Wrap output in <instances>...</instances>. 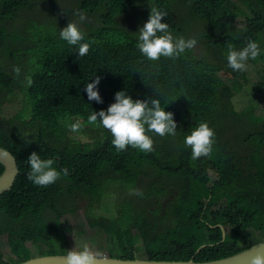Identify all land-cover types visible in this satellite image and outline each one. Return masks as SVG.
<instances>
[{
    "label": "trees",
    "instance_id": "1",
    "mask_svg": "<svg viewBox=\"0 0 264 264\" xmlns=\"http://www.w3.org/2000/svg\"><path fill=\"white\" fill-rule=\"evenodd\" d=\"M154 2L167 11L174 35L197 41L179 57L148 61L137 49L135 32L148 19V0H0V21L8 24L0 26V91L13 97L23 89L27 102L11 113L0 99V147L19 168L12 190L0 195V264L64 254L69 240L61 219L76 211L78 198L88 204L90 224L106 236L101 256L138 259L140 241L146 260L209 262L264 242V116L257 115L264 54L245 71L226 61L229 45L252 39L264 49V0ZM80 11L83 22L74 15ZM67 20L78 22L90 44L83 57L59 38ZM95 74L102 77V104L83 92ZM122 89L133 99L156 94L174 113L177 134L149 133L151 152L116 151L110 133L88 124L87 115L106 109ZM239 97L243 112L234 105ZM76 118L78 134L66 126ZM201 121L213 129L215 143L209 156L192 160L183 138ZM34 151L69 175L34 185L27 179ZM63 203L73 206L66 210Z\"/></svg>",
    "mask_w": 264,
    "mask_h": 264
},
{
    "label": "clouds",
    "instance_id": "2",
    "mask_svg": "<svg viewBox=\"0 0 264 264\" xmlns=\"http://www.w3.org/2000/svg\"><path fill=\"white\" fill-rule=\"evenodd\" d=\"M148 5L150 9L148 19L135 32L137 34L136 47L146 60L158 61L162 57L176 58L197 43L194 38L186 39L183 36L174 35L169 23L164 19L168 16L167 11L157 7L154 0H148ZM74 15L78 16L80 22L86 19L83 11L74 13ZM59 38L68 45L76 46L78 57L85 56L89 51L90 44L85 40V34L76 20L68 21L66 26L59 28ZM262 54H264V49L252 39H248L239 48L229 45L226 52L227 66L233 71H245L249 61ZM16 71L19 72L20 69L17 68ZM101 79V76L95 74L94 78L84 83L83 92L89 102L103 103L99 91ZM32 82L31 76L26 77L28 86H31ZM15 92L16 95L19 93L20 107L26 106L25 91L18 89ZM165 109L166 107H162L161 100L156 94L155 98L145 96L143 99H133L127 89H122L115 92L114 101L106 109L92 110L87 115V123L107 130L111 135V144L118 152L126 150L129 146L142 152H151L153 151V138L149 133L159 136H175L178 132L174 113ZM7 115L10 117L8 111ZM66 126L72 133L78 134L82 127L81 119L76 118ZM214 143V131L204 121L192 127L183 138V144L190 147L192 160L209 156ZM27 165L29 169L27 179L38 186L53 184L61 175H69L67 167L58 169L55 166V159L43 158L35 151L28 156ZM98 255L87 243H83L78 250L76 248L68 250L63 259L65 264H96ZM251 264H264V255L258 254L252 257Z\"/></svg>",
    "mask_w": 264,
    "mask_h": 264
},
{
    "label": "rangeland",
    "instance_id": "3",
    "mask_svg": "<svg viewBox=\"0 0 264 264\" xmlns=\"http://www.w3.org/2000/svg\"><path fill=\"white\" fill-rule=\"evenodd\" d=\"M54 1V0H52ZM63 1V0H62ZM52 7V6H51ZM65 7V4L62 3L61 9L63 10V8ZM43 8V7H41ZM137 10V9H136ZM138 11V10H137ZM144 11H149L148 7L144 10ZM38 19L41 22L45 21V18L43 16H38ZM62 20H64V17H58L56 19V24L57 25H61ZM68 21H72V20H67L65 22V25L68 23ZM146 21V19H141L139 22V26L142 25L144 22ZM87 22H94V18H88ZM8 26V24H6V22L4 21H0V26ZM14 26L13 22L12 24H9V27ZM62 26V27H64ZM121 26H124V24H121ZM62 27H58V28H62ZM83 28V27H82ZM85 29V28H83ZM196 49V46H195ZM198 50V47H197ZM1 52V50H0ZM11 61H14L12 64V68L10 70H12L14 68V65H16V62L14 60V58H10ZM2 61L5 63H8V66L10 68V62L8 60V58H6L5 54H3V58ZM251 65L248 63V68ZM252 72V71H251ZM256 78H258V76L256 74H253ZM0 98H2L3 100L6 101L5 104H8V109L9 111H11V113L13 111H18L19 107H20V99H19V93L16 95L13 94V97L10 95V93L6 92V91H0ZM242 97H239L237 99H235L234 101V105L237 109V112H243V108L246 107V103H244V101L242 100ZM258 116L263 117L264 116V103L260 106L259 111L257 112ZM83 132V131H81ZM84 141H89V138L85 137L82 138ZM75 209L76 211H74L73 213H69L63 216V218L61 219V226L63 227L65 233H66V237L67 240H69V244L67 245V249L65 250V253H67L68 250H71L73 248H76L77 250L79 249V247L81 246V244L83 243H87L89 245V247L91 248V250L94 253H98L101 257V248L104 247L106 245V236H104L103 232L97 228H94L91 224L89 219L87 218V207L88 204L86 201L78 198L77 201H75ZM73 204L72 203H63L61 207L65 208L66 210L69 209L70 207H72ZM98 215L96 217H100L99 215L102 214V212L100 210H97L96 212H94V214ZM3 242L6 243L7 242V237L4 236L2 238ZM138 248H139V252H138V259L140 260H144L145 259V253L142 250L143 245L140 241H138L137 244ZM37 248H34V251L37 252L36 250ZM9 252V249L4 246L3 247V253L5 255H7ZM60 254V253H59ZM62 254V255H64ZM108 256V255H105Z\"/></svg>",
    "mask_w": 264,
    "mask_h": 264
},
{
    "label": "water",
    "instance_id": "4",
    "mask_svg": "<svg viewBox=\"0 0 264 264\" xmlns=\"http://www.w3.org/2000/svg\"><path fill=\"white\" fill-rule=\"evenodd\" d=\"M0 164L4 167V172L0 176V195L10 192L19 175L17 160L14 155L5 148L0 147ZM225 236V234L223 233ZM201 249H199L200 251ZM264 255V242L253 246L252 248L243 251L242 253L232 255L220 260L209 262L190 261H151V260H124L112 258L108 256H97L96 264H251L252 257L256 255ZM66 255V254H65ZM65 255H45L31 258L27 261H22L17 264H65L63 257Z\"/></svg>",
    "mask_w": 264,
    "mask_h": 264
}]
</instances>
